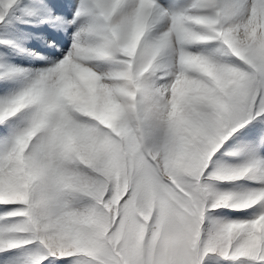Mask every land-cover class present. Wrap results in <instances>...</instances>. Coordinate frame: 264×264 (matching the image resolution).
Segmentation results:
<instances>
[{"label":"snow or ice","instance_id":"6c2138e0","mask_svg":"<svg viewBox=\"0 0 264 264\" xmlns=\"http://www.w3.org/2000/svg\"><path fill=\"white\" fill-rule=\"evenodd\" d=\"M0 264H264V0H0Z\"/></svg>","mask_w":264,"mask_h":264},{"label":"rangeland","instance_id":"374dc122","mask_svg":"<svg viewBox=\"0 0 264 264\" xmlns=\"http://www.w3.org/2000/svg\"><path fill=\"white\" fill-rule=\"evenodd\" d=\"M56 3H63L64 0H55ZM42 31L48 32L50 31L49 29H47L46 27L44 29H41ZM33 47L35 48H39V44L38 43H33Z\"/></svg>","mask_w":264,"mask_h":264}]
</instances>
